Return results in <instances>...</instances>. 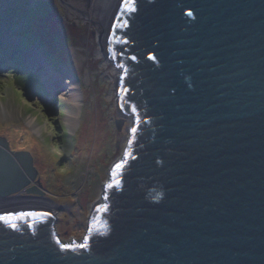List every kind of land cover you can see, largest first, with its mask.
Listing matches in <instances>:
<instances>
[{"label": "water", "instance_id": "95a60500", "mask_svg": "<svg viewBox=\"0 0 264 264\" xmlns=\"http://www.w3.org/2000/svg\"><path fill=\"white\" fill-rule=\"evenodd\" d=\"M102 49L129 134L85 236L0 137V216L39 214L0 220V264H264V0H115Z\"/></svg>", "mask_w": 264, "mask_h": 264}, {"label": "rangeland", "instance_id": "374dc122", "mask_svg": "<svg viewBox=\"0 0 264 264\" xmlns=\"http://www.w3.org/2000/svg\"><path fill=\"white\" fill-rule=\"evenodd\" d=\"M81 3L0 0V137L31 154V184L55 211L65 243L84 238L109 162L129 134L115 123L118 68L103 54L101 31L91 16L70 14L68 4L84 13ZM66 82L78 89L76 106L62 97Z\"/></svg>", "mask_w": 264, "mask_h": 264}, {"label": "bare ground", "instance_id": "6f19581e", "mask_svg": "<svg viewBox=\"0 0 264 264\" xmlns=\"http://www.w3.org/2000/svg\"><path fill=\"white\" fill-rule=\"evenodd\" d=\"M114 2L115 0H82L81 4L84 5L85 7L84 13L79 11L78 9H75L73 5L68 4L69 9H70V14H74V15L84 14L87 17L91 16L93 18L92 20L94 21V25L97 26L98 30L101 31V35L99 36L101 48L103 46V40L105 37V29H106L108 16L110 15L112 11ZM34 60L35 62H37L39 58L36 57ZM115 67L116 66L114 65V69H116ZM117 76L118 75H116L115 77V81L117 80ZM65 85L67 86V93L66 94L62 93V97L66 99L68 102H70L73 106H76L79 100V92H78L76 85L73 82H70V83L66 82ZM55 86L56 84L53 85L52 87H55ZM115 94H116V91H115ZM67 120L69 122H73L75 120V112L73 110L68 112ZM40 203L49 204V201H47L46 199H43Z\"/></svg>", "mask_w": 264, "mask_h": 264}, {"label": "snow or ice", "instance_id": "6c2138e0", "mask_svg": "<svg viewBox=\"0 0 264 264\" xmlns=\"http://www.w3.org/2000/svg\"><path fill=\"white\" fill-rule=\"evenodd\" d=\"M128 2H129V0H126V3H128ZM131 131L134 133L136 131V128L133 127L131 129ZM115 167L117 169H119L122 167V164H117ZM109 187H111V185H109ZM35 215H39V214H37V213H18L15 217H13V216H11V214H9V215L0 216V220L9 221L10 219H14V218H22L23 216H35ZM61 247L67 248V247H69V245H63L62 244ZM80 247H85V245H80Z\"/></svg>", "mask_w": 264, "mask_h": 264}]
</instances>
